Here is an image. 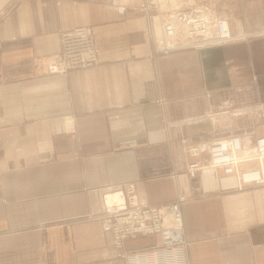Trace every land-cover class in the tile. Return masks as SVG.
Here are the masks:
<instances>
[{"label":"crops","instance_id":"1","mask_svg":"<svg viewBox=\"0 0 264 264\" xmlns=\"http://www.w3.org/2000/svg\"><path fill=\"white\" fill-rule=\"evenodd\" d=\"M146 1L0 0V264H127L104 216L131 181L143 203L185 197L191 264H264V185L241 188L213 167L191 177L182 144L238 133L254 155L264 0H183L212 26L227 18L238 38L168 52L154 46L163 7L135 10ZM78 26L93 31L101 62L48 74L62 33ZM198 160L208 165V152Z\"/></svg>","mask_w":264,"mask_h":264},{"label":"built area","instance_id":"2","mask_svg":"<svg viewBox=\"0 0 264 264\" xmlns=\"http://www.w3.org/2000/svg\"><path fill=\"white\" fill-rule=\"evenodd\" d=\"M154 0H147L135 10L148 9ZM158 4V3H156ZM121 13L127 12L125 5L118 6ZM153 22L159 30L154 35L157 51H172L189 47H202L235 40L238 36L231 31L227 18L218 17L212 26L209 20L195 11L176 8H161ZM101 62L100 45L93 31L87 26H78L62 33L61 50L47 64L48 74H66L73 70L94 67ZM186 153L192 158L188 164L191 177L205 167L218 168L224 174L235 175L239 187L264 185V133L254 140L253 156H243L244 140L238 133L217 140L182 141ZM203 151L209 155V164H202L198 158ZM256 160V166L242 163ZM124 200L106 207L104 222L113 237L115 255L127 264H191L190 240L185 231L184 196L159 203H143L139 200L135 182H128L120 188ZM139 236H158L150 246L129 248L127 242Z\"/></svg>","mask_w":264,"mask_h":264},{"label":"rangeland","instance_id":"3","mask_svg":"<svg viewBox=\"0 0 264 264\" xmlns=\"http://www.w3.org/2000/svg\"><path fill=\"white\" fill-rule=\"evenodd\" d=\"M165 1H167V0H154V3L156 2V3H158V4H160L161 5V7H163V9L164 8H166V2ZM183 0H172L171 2H172V7H170V8H176V7H179V8H181V9H185V10H189V11H194V10H191L190 8H184L182 5H181V2H182ZM182 6V7H181ZM169 9V8H168ZM196 12V11H195ZM198 14V13H197ZM264 133V132H263Z\"/></svg>","mask_w":264,"mask_h":264}]
</instances>
